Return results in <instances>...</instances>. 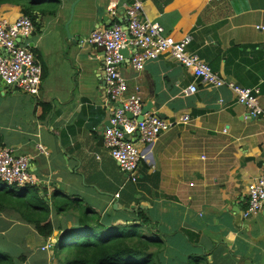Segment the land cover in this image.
<instances>
[{
	"label": "crops",
	"instance_id": "0c3cea01",
	"mask_svg": "<svg viewBox=\"0 0 264 264\" xmlns=\"http://www.w3.org/2000/svg\"><path fill=\"white\" fill-rule=\"evenodd\" d=\"M133 1L49 0L35 7L38 21L29 41L43 81L37 95L0 82V147L31 157V171L48 198L71 197L101 217H132L136 206L149 210L159 222L157 238L165 237L160 264H264V208L243 216L248 187L264 170V0H139L146 17L167 33L191 34L189 50L215 71L239 86H258L263 113L251 117L228 88L198 83L196 93H186L196 78L169 55L150 60L141 71L126 58V95L140 94L160 117H191L140 145L145 157L131 183L103 145L110 125L104 53L85 40L108 26L112 3L123 13ZM48 2L51 8L41 6ZM22 14L18 5L0 4V20ZM38 144L48 153H40ZM79 217L52 213L55 231L45 239L7 216L0 226L9 227L1 233L7 249L33 264L35 249L54 245L59 227L69 228Z\"/></svg>",
	"mask_w": 264,
	"mask_h": 264
},
{
	"label": "built area",
	"instance_id": "2783aa9c",
	"mask_svg": "<svg viewBox=\"0 0 264 264\" xmlns=\"http://www.w3.org/2000/svg\"><path fill=\"white\" fill-rule=\"evenodd\" d=\"M119 13L117 3L109 7L111 23L92 31L85 40L96 49L103 51V70L105 78V97L108 102L110 126L103 134V145L116 161L121 171L128 174L127 182H137L144 154L140 145H150L163 133L177 125L187 124L191 117L185 114L176 119L160 117L156 113L144 114V102L140 94L126 95L127 80L122 75L124 49L129 51L133 68L141 71L145 65L161 55H169L190 69L196 82L189 85L186 93L198 91V83L213 88H228L236 96L237 103L246 106L251 117L263 113L260 105V88H246L222 76L198 53L189 50L193 36L187 34L176 38L166 32L158 22L146 17L143 4L134 0L124 5ZM123 14V15H122ZM35 25L30 17L21 15L15 21L0 20V81L6 89L21 90L37 95L43 81V67L34 48L30 46V37ZM121 105V106H120ZM133 115L130 118L127 114ZM129 135L130 139L126 136ZM40 153H48L42 144ZM31 157L18 154L13 147L0 148V179L8 185L25 186L36 183L31 171ZM125 184L115 194L119 199ZM264 208V170L248 187L247 206L243 212L245 218L258 214ZM50 247V244L43 249Z\"/></svg>",
	"mask_w": 264,
	"mask_h": 264
},
{
	"label": "trees",
	"instance_id": "16d2710c",
	"mask_svg": "<svg viewBox=\"0 0 264 264\" xmlns=\"http://www.w3.org/2000/svg\"><path fill=\"white\" fill-rule=\"evenodd\" d=\"M45 1L49 0H0V4L20 6L22 13L37 24L35 7ZM132 210V217H101L100 213L71 197L56 199L53 193L48 198L36 184L20 187L0 179V221L13 216L48 239L55 231L52 213L77 212L80 215L77 224L59 227L61 235L53 247L54 264H160L165 237L157 238L159 222L141 206ZM119 219L123 222H117ZM8 227V224L0 226V264H23L27 260L25 254L15 255L3 246L7 241L1 230Z\"/></svg>",
	"mask_w": 264,
	"mask_h": 264
},
{
	"label": "rangeland",
	"instance_id": "374dc122",
	"mask_svg": "<svg viewBox=\"0 0 264 264\" xmlns=\"http://www.w3.org/2000/svg\"><path fill=\"white\" fill-rule=\"evenodd\" d=\"M51 3L48 2L45 5H41V6H45V8H51L52 6H50ZM7 240V237H6ZM5 248L6 245L4 243L3 245ZM51 254L53 255V248L49 249ZM49 251H42L40 248L35 249V253L33 255H31V261L33 264H48V260H50V263H52V256L50 255ZM54 262V261H53ZM31 264V263H30Z\"/></svg>",
	"mask_w": 264,
	"mask_h": 264
},
{
	"label": "water",
	"instance_id": "95a60500",
	"mask_svg": "<svg viewBox=\"0 0 264 264\" xmlns=\"http://www.w3.org/2000/svg\"><path fill=\"white\" fill-rule=\"evenodd\" d=\"M111 22H112V21L110 20V21H109V24H110ZM109 24H108V25H109ZM28 39H32V36L28 37ZM30 46L34 48L35 44L32 42V43H30ZM123 53H124V55H125V58H129L128 49H124V50H123ZM102 72H103V74H104V70H103V69H102ZM1 83H2V82H1ZM120 106H121V105H120ZM151 108H152V104H151V103H148V104L144 105V107L142 108V109H143V112H142V114L139 116V120H143V116H144V114L148 113V112L151 110ZM127 115H128L130 118L133 117V115H132L131 113H128ZM126 137H127L128 139H130V136H129V135H127ZM116 205H117V203H116L114 206L116 207ZM132 207H134V206H132ZM118 222H123V221H122V220H119Z\"/></svg>",
	"mask_w": 264,
	"mask_h": 264
},
{
	"label": "clouds",
	"instance_id": "9594fccd",
	"mask_svg": "<svg viewBox=\"0 0 264 264\" xmlns=\"http://www.w3.org/2000/svg\"><path fill=\"white\" fill-rule=\"evenodd\" d=\"M22 15H25V14H22ZM26 16H28V15H26ZM29 17V16H28ZM31 18V17H30ZM32 36V35H31ZM0 82H2V81H0ZM2 84H3V82H2ZM5 87V86H4ZM208 87V86H207ZM217 89H219V88H217ZM144 102V101H143ZM144 105H145V103H144ZM110 123V122H109ZM108 126H110V125H108ZM39 145V144H38ZM2 147H8V146H2ZM1 148V147H0ZM24 155H26V154H24ZM35 177V176H34ZM36 179V178H35ZM37 185V181H36V183H34V184H28V185ZM26 186V185H25ZM20 187H23V186H20ZM115 197V196H114ZM116 199V198H115ZM56 243V242H55ZM55 243H54V245H55ZM50 244V243H49ZM49 244H47V245H49ZM46 245V246H47ZM54 245H52V244H50V247H47V248H45V249H43L44 247H46V246H44V247H42V250H49V249H51V248H53V246Z\"/></svg>",
	"mask_w": 264,
	"mask_h": 264
}]
</instances>
